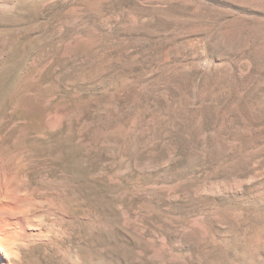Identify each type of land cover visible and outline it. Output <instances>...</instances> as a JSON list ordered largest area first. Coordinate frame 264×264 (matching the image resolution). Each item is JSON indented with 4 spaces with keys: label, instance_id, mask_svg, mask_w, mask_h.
Segmentation results:
<instances>
[{
    "label": "rangeland",
    "instance_id": "rangeland-1",
    "mask_svg": "<svg viewBox=\"0 0 264 264\" xmlns=\"http://www.w3.org/2000/svg\"><path fill=\"white\" fill-rule=\"evenodd\" d=\"M0 176L18 264H264V0H0Z\"/></svg>",
    "mask_w": 264,
    "mask_h": 264
},
{
    "label": "bare ground",
    "instance_id": "bare-ground-1",
    "mask_svg": "<svg viewBox=\"0 0 264 264\" xmlns=\"http://www.w3.org/2000/svg\"><path fill=\"white\" fill-rule=\"evenodd\" d=\"M17 203L0 176V264H18L17 242L28 230L24 218L17 214Z\"/></svg>",
    "mask_w": 264,
    "mask_h": 264
}]
</instances>
